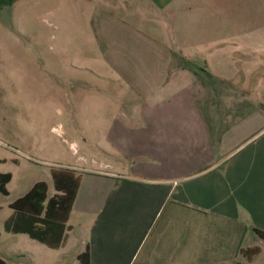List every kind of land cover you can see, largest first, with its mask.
<instances>
[{"label":"rangeland","instance_id":"rangeland-1","mask_svg":"<svg viewBox=\"0 0 264 264\" xmlns=\"http://www.w3.org/2000/svg\"><path fill=\"white\" fill-rule=\"evenodd\" d=\"M127 29L166 40L177 50L176 64L183 48L198 46L195 54L204 58L209 47H227L230 52L216 60L227 73L214 83L227 93L211 95V102L196 95L200 108L227 110L234 125L255 111L264 114V0H218L209 13L170 19L156 0H16L0 7V172L13 174L9 195L0 193V258L6 264H78L65 248L4 230L10 202L35 182L47 184L48 197L54 194L52 169L139 174L164 162V149L135 155L110 125L123 118L120 111L161 106L162 95L143 97L130 85L156 83L161 55ZM203 63L196 59L194 66L205 80ZM254 121L248 128L257 126ZM166 150L171 158L179 149ZM244 243L261 251L251 261L241 255L236 264H264V240L248 231Z\"/></svg>","mask_w":264,"mask_h":264},{"label":"crops","instance_id":"crops-1","mask_svg":"<svg viewBox=\"0 0 264 264\" xmlns=\"http://www.w3.org/2000/svg\"><path fill=\"white\" fill-rule=\"evenodd\" d=\"M156 1L164 5V19L209 13L218 3ZM127 30L145 49L161 55L156 83L130 84L137 95H162L157 98L161 106L120 111L123 118H113L110 125L135 155L164 149V162L139 174L73 168L81 175L80 186L67 221L70 229L59 248L69 250L78 264L77 255L84 251L90 264H236L242 249L252 247L244 243L248 231L258 236L253 228L264 230V114L255 111L234 125L231 112L200 108L196 95L211 102V95L227 93L214 84L227 73L216 64L230 52L227 47H209L204 58L195 54L201 52L198 46L183 48L182 61L176 64L177 50L166 40ZM196 59L204 62L205 80L194 66ZM252 120L257 126L248 128ZM169 147L179 149L171 158ZM187 148L191 155H185ZM11 213L10 208L6 219Z\"/></svg>","mask_w":264,"mask_h":264},{"label":"trees","instance_id":"trees-1","mask_svg":"<svg viewBox=\"0 0 264 264\" xmlns=\"http://www.w3.org/2000/svg\"><path fill=\"white\" fill-rule=\"evenodd\" d=\"M14 1L16 0H0V7L10 6ZM4 162L5 159L0 158V163ZM11 177L10 172H0V193L4 196L9 194L7 184ZM51 179L55 190L51 197H48L47 184L37 181L25 194L9 204L12 213L4 222V230L25 233L47 247L56 249L64 244L70 229L67 221L80 186L81 175L70 168H54L51 170ZM253 231L264 240V230L254 227ZM259 252L258 246L242 249L243 256L249 260ZM77 258L80 264H90L87 251L77 255ZM0 264L6 262L0 258Z\"/></svg>","mask_w":264,"mask_h":264}]
</instances>
